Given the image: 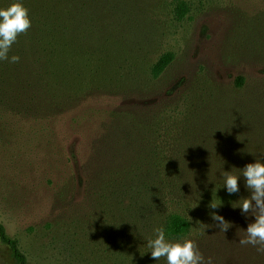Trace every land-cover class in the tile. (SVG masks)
Listing matches in <instances>:
<instances>
[{
  "label": "trees",
  "instance_id": "1",
  "mask_svg": "<svg viewBox=\"0 0 264 264\" xmlns=\"http://www.w3.org/2000/svg\"><path fill=\"white\" fill-rule=\"evenodd\" d=\"M13 2L0 0V8ZM21 2L29 9L31 28L8 53L9 58L19 56L20 62L0 61V121L9 114L55 124L92 96L120 101L118 110L99 127L80 167L86 189L81 202L75 201L74 183L73 187L63 183L53 195L49 219L56 224L65 258H76L77 264H167L166 258L152 259L148 247L155 238L153 229L163 226L171 242L194 238L213 264H264V254L239 244L255 219L232 207L250 195L245 181L241 177L240 191L229 195L223 177L230 171L241 175L239 170L256 159L264 162V12L254 28V71L242 70L230 90L210 85L204 96L198 83L188 85L184 79L175 88H166L162 79L175 61L172 52L152 66L137 67L125 80L112 82L114 74L106 66L110 49L122 51L133 45L130 36L144 21L145 11L150 10L147 16L157 10L153 3ZM190 11L185 0L175 2L176 20H184ZM75 60L82 64L86 80L77 81L81 72L74 70ZM85 83L89 85L83 91L79 85ZM179 101L185 102L186 112L177 116ZM63 152L67 162L76 160L73 151ZM212 201L220 207L209 208ZM213 213L233 226L225 233L209 227L205 234L193 236L197 221L219 223L212 220ZM81 223L85 234H97L104 253H95L99 244L93 237L90 262L83 261L81 252L74 257ZM0 243L14 264H30L20 240L1 222Z\"/></svg>",
  "mask_w": 264,
  "mask_h": 264
},
{
  "label": "rangeland",
  "instance_id": "2",
  "mask_svg": "<svg viewBox=\"0 0 264 264\" xmlns=\"http://www.w3.org/2000/svg\"><path fill=\"white\" fill-rule=\"evenodd\" d=\"M176 1L142 0L146 6L153 3L152 7L157 10L147 16L145 13L150 10L145 11L144 21L130 36L133 45L122 51L110 49L106 66L107 72L114 74L112 82L125 80L141 65H154L168 52L175 55V61L162 79L168 90L184 79L188 85L198 83L202 94L208 96L206 91L210 85L230 90L242 70L254 71L257 63L253 55L254 28L264 12V0H185L191 11L182 21L173 15ZM132 55L137 57L132 59ZM73 64L74 70L81 72L77 81L86 80L80 61L75 60ZM108 75L104 78L106 83ZM85 85H79L83 91L89 84ZM94 97L55 124H40L9 114L0 121V222L11 236L20 240L30 264H73L72 260L77 264L76 258H65L67 254L58 238L56 224L49 218L53 195L61 191L63 183H70L71 187L74 183L75 201L81 202L86 189L81 182L80 167L106 116L118 110L119 100ZM184 103H175L177 116L186 112ZM63 150L76 153V160L67 162ZM199 227L196 222L194 229ZM79 229L74 257L78 258L81 252L83 261H91L93 249L89 243L93 237L99 244L95 253L104 255L97 234H85L82 223ZM0 264H14L10 251L1 243Z\"/></svg>",
  "mask_w": 264,
  "mask_h": 264
},
{
  "label": "clouds",
  "instance_id": "3",
  "mask_svg": "<svg viewBox=\"0 0 264 264\" xmlns=\"http://www.w3.org/2000/svg\"><path fill=\"white\" fill-rule=\"evenodd\" d=\"M31 28V19L29 9L24 6L21 0H14L6 8H0V61H8L15 64L20 62V57L13 55L9 58L8 53L14 43L22 34H27ZM241 175H236L232 171L223 172L224 187L229 195L240 191L239 181L243 177L245 187L250 192L247 198H241L232 207L240 208L242 215L253 216L254 222L249 223L244 237L239 239L241 246L251 245L257 252L264 254V162L255 160L254 163H248L242 170ZM197 207V206H196ZM220 207L215 202L209 204V208L216 209ZM195 208V207H194ZM213 221L219 223L214 225H205L197 221L200 225L194 229L192 235H203L205 229L209 227L219 228L226 232L233 225L225 221L223 216L211 215ZM191 222V217H189ZM155 238L148 241V247L151 249V258L158 261L166 258L167 264H213L211 257L205 259L198 248L194 238H184L180 242H171L166 239L163 226L153 229Z\"/></svg>",
  "mask_w": 264,
  "mask_h": 264
}]
</instances>
